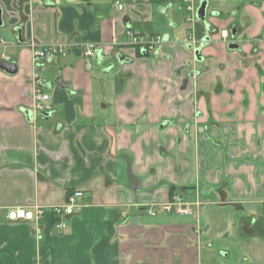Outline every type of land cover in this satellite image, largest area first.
I'll return each mask as SVG.
<instances>
[{"label": "crops", "instance_id": "0c3cea01", "mask_svg": "<svg viewBox=\"0 0 264 264\" xmlns=\"http://www.w3.org/2000/svg\"><path fill=\"white\" fill-rule=\"evenodd\" d=\"M0 10V61L18 68L0 70V264H165L167 234L207 250L203 227L240 262L264 264V0H198L191 13L183 0H0ZM129 30L163 42L145 53ZM34 45L66 53L37 62ZM38 88L51 96L45 117ZM170 186L196 226L149 214ZM77 190L56 230L52 209ZM35 207L39 219L8 218Z\"/></svg>", "mask_w": 264, "mask_h": 264}, {"label": "built area", "instance_id": "2783aa9c", "mask_svg": "<svg viewBox=\"0 0 264 264\" xmlns=\"http://www.w3.org/2000/svg\"><path fill=\"white\" fill-rule=\"evenodd\" d=\"M187 12L191 13L194 12L198 0H183ZM128 37L130 38V45L132 47H141L145 53L148 51H153L157 45H161L163 42V38L161 36H156L152 38H148L142 35H138L133 31L129 30L127 32ZM4 44L3 40L0 41V45ZM35 61L39 62L42 59H45L47 55H64L66 53V49L61 45H51L45 48L38 47L34 45L33 48ZM85 56L93 57L94 52L92 49H88L85 53ZM1 59L3 61L9 62L10 58L4 54L1 55ZM37 83L40 82L39 78H36ZM51 100L50 94L44 93L40 88H38L35 92V111H37L42 117L47 116L46 113H49L51 107L48 105L49 101ZM84 193L81 190L75 191L72 195L68 197V200L62 204L55 206L52 209L53 215L57 219L54 223V227L56 230L65 231L69 224L66 222L68 218L73 216L78 207L79 202L83 199ZM187 203H184L182 199H178L174 197L169 203L163 205L161 208L156 210H150L149 214L151 216H155L157 212H166L172 213L175 212L181 216L189 215V211L187 208ZM44 210L41 207H35L33 210L27 209H16L11 211L8 215L9 220L11 221H32L39 219L43 215Z\"/></svg>", "mask_w": 264, "mask_h": 264}, {"label": "rangeland", "instance_id": "374dc122", "mask_svg": "<svg viewBox=\"0 0 264 264\" xmlns=\"http://www.w3.org/2000/svg\"><path fill=\"white\" fill-rule=\"evenodd\" d=\"M177 198L182 199L184 203H187L186 205L188 211L192 216L169 215L167 217L168 222L196 226L198 224L197 218L194 217L191 211L189 210V206H191L189 202H187L182 196L177 195ZM158 213L159 212H157V214ZM204 218L207 217H202V219ZM149 220L152 221L153 218H150ZM257 226L258 228L264 226V217L258 220ZM203 229L204 227L202 228V233L200 237L203 238L205 242L204 244L201 245L206 246L207 250L192 248V246H195V242H191L190 240L191 236H182L183 232H181V234H175V233L169 235L167 234L166 244L170 256L168 255L166 257L165 254L160 256V257H164L162 261L166 259L165 264H247L246 262L250 261L251 259L252 261L255 260L254 263L257 264L256 257L250 254H249L250 259L245 258L243 262H240L241 258L239 259V257L242 254L238 251V249L231 250V252H229L227 250L224 251L220 248H217L220 242L218 241H212L211 243L208 242L207 241L208 235L207 233L204 232L205 230ZM178 248L180 251L178 250ZM176 250L179 251V256L177 255L174 258V256H171V253ZM227 252H229V254H227Z\"/></svg>", "mask_w": 264, "mask_h": 264}, {"label": "water", "instance_id": "95a60500", "mask_svg": "<svg viewBox=\"0 0 264 264\" xmlns=\"http://www.w3.org/2000/svg\"><path fill=\"white\" fill-rule=\"evenodd\" d=\"M206 9H207V2H203L198 10V18L201 21H205L206 19ZM1 17H2V10H0V22H1ZM1 25V23H0ZM232 48H238L236 45L235 47ZM0 70L5 71L8 74L15 75L18 71L17 64L12 62V63H7L4 61H0Z\"/></svg>", "mask_w": 264, "mask_h": 264}, {"label": "trees", "instance_id": "16d2710c", "mask_svg": "<svg viewBox=\"0 0 264 264\" xmlns=\"http://www.w3.org/2000/svg\"><path fill=\"white\" fill-rule=\"evenodd\" d=\"M176 192H177V189L175 186H170V195H171V200L174 199V197L176 196ZM57 221V219L55 218L54 216V223Z\"/></svg>", "mask_w": 264, "mask_h": 264}]
</instances>
